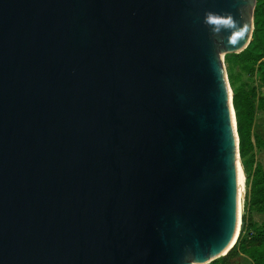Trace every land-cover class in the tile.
<instances>
[{
	"label": "water",
	"instance_id": "obj_1",
	"mask_svg": "<svg viewBox=\"0 0 264 264\" xmlns=\"http://www.w3.org/2000/svg\"><path fill=\"white\" fill-rule=\"evenodd\" d=\"M255 7L0 0V264L219 259L239 159L222 57L248 47Z\"/></svg>",
	"mask_w": 264,
	"mask_h": 264
},
{
	"label": "rangeland",
	"instance_id": "obj_2",
	"mask_svg": "<svg viewBox=\"0 0 264 264\" xmlns=\"http://www.w3.org/2000/svg\"><path fill=\"white\" fill-rule=\"evenodd\" d=\"M238 55L239 58L236 59ZM222 63L232 97L235 91L243 109V158H240L238 149V164L244 175L242 190L244 194L239 221L243 218H251L260 225L264 223V214L257 213L250 207L249 196L254 174L264 172V87L259 79L258 64L240 56V53L222 57ZM240 230L241 223L239 222L237 225L238 238ZM229 264H251V262L246 257L237 256L231 259Z\"/></svg>",
	"mask_w": 264,
	"mask_h": 264
},
{
	"label": "trees",
	"instance_id": "obj_3",
	"mask_svg": "<svg viewBox=\"0 0 264 264\" xmlns=\"http://www.w3.org/2000/svg\"><path fill=\"white\" fill-rule=\"evenodd\" d=\"M240 56L258 64L259 79L264 87V0H256L251 41L248 47L240 53ZM238 58L239 55L236 59ZM232 107L235 113L236 132L239 141V156L243 158V109L235 91H233ZM244 170L246 173V169ZM249 203L250 207L257 213L264 214V172L254 174L250 187ZM242 222L243 229L233 249L226 257L217 259L210 264H229V261L237 256L246 257L251 264H264V223L258 225L251 218H243Z\"/></svg>",
	"mask_w": 264,
	"mask_h": 264
},
{
	"label": "clouds",
	"instance_id": "obj_4",
	"mask_svg": "<svg viewBox=\"0 0 264 264\" xmlns=\"http://www.w3.org/2000/svg\"><path fill=\"white\" fill-rule=\"evenodd\" d=\"M205 23L211 25L213 31L217 33L221 30H232L237 29L239 27L230 14L220 16L211 12L206 13ZM239 34L240 33L237 31H230V42L235 43Z\"/></svg>",
	"mask_w": 264,
	"mask_h": 264
},
{
	"label": "bare ground",
	"instance_id": "obj_5",
	"mask_svg": "<svg viewBox=\"0 0 264 264\" xmlns=\"http://www.w3.org/2000/svg\"><path fill=\"white\" fill-rule=\"evenodd\" d=\"M236 166L238 168L237 169L238 170L237 171L238 172V201H237L236 223H235V228H234L233 235H232L228 245L216 257V258H219V259L221 257L226 256L227 253H229V251H231V249H233V247L235 246V244L237 242V239H236V237H237V225H238L239 222L241 223V221H239V218H240L241 206L243 205L242 203H243L244 191L242 193V190H243L244 175H243L241 167L238 164V159L237 158H236ZM240 233H241V230H240Z\"/></svg>",
	"mask_w": 264,
	"mask_h": 264
}]
</instances>
